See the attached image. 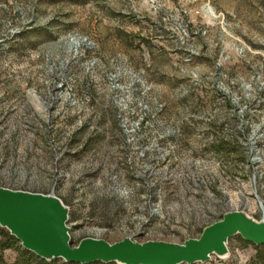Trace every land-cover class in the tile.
Returning <instances> with one entry per match:
<instances>
[{
    "label": "rangeland",
    "instance_id": "rangeland-1",
    "mask_svg": "<svg viewBox=\"0 0 264 264\" xmlns=\"http://www.w3.org/2000/svg\"><path fill=\"white\" fill-rule=\"evenodd\" d=\"M8 18L0 188L60 198L74 246L264 220V0H0ZM228 247L206 264L255 261Z\"/></svg>",
    "mask_w": 264,
    "mask_h": 264
},
{
    "label": "water",
    "instance_id": "water-1",
    "mask_svg": "<svg viewBox=\"0 0 264 264\" xmlns=\"http://www.w3.org/2000/svg\"><path fill=\"white\" fill-rule=\"evenodd\" d=\"M69 207L55 195L0 188V227L7 229L23 248L48 261L69 264H206L213 256H229L230 239L264 245V220L244 211H231L203 230L200 238L184 243L138 242L125 238L116 243L85 238L71 242Z\"/></svg>",
    "mask_w": 264,
    "mask_h": 264
},
{
    "label": "trees",
    "instance_id": "trees-1",
    "mask_svg": "<svg viewBox=\"0 0 264 264\" xmlns=\"http://www.w3.org/2000/svg\"><path fill=\"white\" fill-rule=\"evenodd\" d=\"M214 145L215 150L224 151L227 149V143L223 139H218ZM229 144V143H228ZM234 144L237 145L238 142L234 141ZM240 240L245 244H249L245 242L240 236ZM252 245V244H250ZM257 255L255 257V261L253 264H264V245L256 246ZM6 250L15 251L18 256L14 263H6L3 257V253ZM0 264H69L66 263L62 259H55L52 261L45 260L43 258L38 257L33 252L23 248L20 241L16 239L7 229L0 227ZM96 264H106V263H96ZM107 264H117V263H107Z\"/></svg>",
    "mask_w": 264,
    "mask_h": 264
},
{
    "label": "built area",
    "instance_id": "built-area-1",
    "mask_svg": "<svg viewBox=\"0 0 264 264\" xmlns=\"http://www.w3.org/2000/svg\"><path fill=\"white\" fill-rule=\"evenodd\" d=\"M12 23H13V20H10L9 18L3 21V26L1 27L3 32L1 33L0 31V54L6 55L9 51V43L14 41L15 37H18V35L21 33L20 30L10 29L12 27ZM9 31L12 32L11 35L8 34ZM79 40H80V43H82L89 50L93 49L95 46L94 43L88 37L81 36L79 37ZM31 103L36 104L40 102L37 99V97L34 96L33 101ZM0 116L2 117V119H8L10 117V112L7 111L6 109H1ZM128 238H131L134 241L141 242L139 241L140 238L138 235L133 236V237H128Z\"/></svg>",
    "mask_w": 264,
    "mask_h": 264
}]
</instances>
